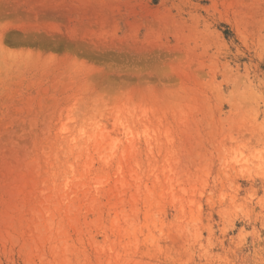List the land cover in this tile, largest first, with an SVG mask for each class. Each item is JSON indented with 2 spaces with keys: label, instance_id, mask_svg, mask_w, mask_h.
Here are the masks:
<instances>
[{
  "label": "rangeland",
  "instance_id": "374dc122",
  "mask_svg": "<svg viewBox=\"0 0 264 264\" xmlns=\"http://www.w3.org/2000/svg\"><path fill=\"white\" fill-rule=\"evenodd\" d=\"M0 264H264V0H0Z\"/></svg>",
  "mask_w": 264,
  "mask_h": 264
},
{
  "label": "bare ground",
  "instance_id": "6f19581e",
  "mask_svg": "<svg viewBox=\"0 0 264 264\" xmlns=\"http://www.w3.org/2000/svg\"><path fill=\"white\" fill-rule=\"evenodd\" d=\"M144 110L145 108H141L140 111L133 112L136 115L131 112L116 113V118H114V132L112 131L113 133L111 135L108 134L105 138V135L109 133L107 130L109 123L107 114L100 107L83 103L60 119L58 127L60 141L70 149V153L72 151L78 152L80 149H87L90 144L100 146L105 140L109 141L107 142L108 144L106 143L107 146L105 145L110 153L107 164L111 165L112 174L116 176L121 170L120 146L122 144L128 146V144H131V140L138 134L139 121H141L140 112ZM142 116L144 117L145 115ZM134 162L136 163V161ZM180 168L181 162L179 158L172 159L169 161L167 171L172 178H176ZM51 176V184H54L53 181L56 180L54 178L58 177L57 173L53 172ZM41 196L45 202H50L53 197L61 202L66 201L63 195L56 196L53 194L52 189L50 194L48 192L42 193Z\"/></svg>",
  "mask_w": 264,
  "mask_h": 264
}]
</instances>
